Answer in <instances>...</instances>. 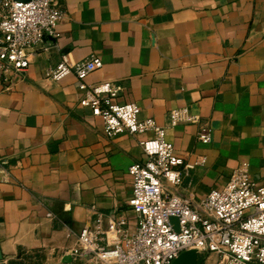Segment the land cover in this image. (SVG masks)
Listing matches in <instances>:
<instances>
[{
    "label": "crops",
    "instance_id": "1",
    "mask_svg": "<svg viewBox=\"0 0 264 264\" xmlns=\"http://www.w3.org/2000/svg\"><path fill=\"white\" fill-rule=\"evenodd\" d=\"M62 4L59 35L28 50L26 72H0V264H65L63 251L98 212L134 225L128 170L152 133L106 136L102 118L81 104L75 75L45 76L64 55L71 63L99 56L103 67L88 83L119 85L117 100L167 126L185 164L206 157L183 189L202 198L242 162L264 183V0ZM183 106L210 124L209 144L194 123L169 126L170 110ZM200 258L223 264L214 252Z\"/></svg>",
    "mask_w": 264,
    "mask_h": 264
},
{
    "label": "built area",
    "instance_id": "2",
    "mask_svg": "<svg viewBox=\"0 0 264 264\" xmlns=\"http://www.w3.org/2000/svg\"><path fill=\"white\" fill-rule=\"evenodd\" d=\"M63 0H0V72L8 79L22 75L31 64L28 50L46 36L57 37V25L65 14ZM103 67L99 56L71 63L67 55L45 76L60 81L73 74L83 106L103 120L104 134L112 137L152 133L142 140L144 158L130 165L132 193L127 216L98 212L93 224L84 226L75 246L66 248L65 264L80 260L87 264H172L184 251L200 255L216 253L223 264H264V183L255 180L249 163L242 162L221 187L194 200L179 193L188 170L203 165L206 157L184 163L168 140V127L151 117L140 119L135 102H120L121 87L112 82L88 83L87 78ZM197 125V139L212 141L209 123L187 106L169 112V126ZM4 176L3 180H8ZM191 183H189V186ZM178 219V229L171 220Z\"/></svg>",
    "mask_w": 264,
    "mask_h": 264
},
{
    "label": "water",
    "instance_id": "3",
    "mask_svg": "<svg viewBox=\"0 0 264 264\" xmlns=\"http://www.w3.org/2000/svg\"><path fill=\"white\" fill-rule=\"evenodd\" d=\"M28 1V0H21ZM171 220L175 223L176 228L178 229V219L176 217H172ZM172 264H201L200 254L194 250H186L182 252Z\"/></svg>",
    "mask_w": 264,
    "mask_h": 264
},
{
    "label": "rangeland",
    "instance_id": "4",
    "mask_svg": "<svg viewBox=\"0 0 264 264\" xmlns=\"http://www.w3.org/2000/svg\"><path fill=\"white\" fill-rule=\"evenodd\" d=\"M179 193H181L183 195H186V196H189V197H191L194 200H198V199L201 198V197L198 196V194L196 193V190H194L193 187L190 188V189H183V186H181L179 188Z\"/></svg>",
    "mask_w": 264,
    "mask_h": 264
}]
</instances>
